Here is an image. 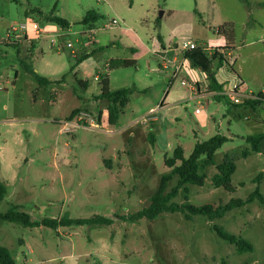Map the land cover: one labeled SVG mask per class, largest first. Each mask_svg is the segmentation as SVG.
Listing matches in <instances>:
<instances>
[{
  "label": "rangeland",
  "instance_id": "obj_1",
  "mask_svg": "<svg viewBox=\"0 0 264 264\" xmlns=\"http://www.w3.org/2000/svg\"><path fill=\"white\" fill-rule=\"evenodd\" d=\"M248 2L0 0L1 33L20 21L35 20L50 35H66L76 50L58 52L50 36L21 42L17 48L0 45V183L7 189L0 212L19 206L34 222L64 215L112 219L106 225L58 229L0 220V244L10 250L16 264H264V207L257 199L213 220L201 215L189 220L180 212L131 220L149 206L162 175L171 171L166 161L176 149L182 147L188 158L197 142L218 133L231 140L216 152V164L205 168V184L188 185L191 203L246 198L256 188L252 178L264 174V154L242 139L264 133V102L246 111L249 120L244 113L236 118L229 100L207 94L209 76L192 67L183 51L188 41L208 50L224 46L227 24H233L234 42L227 59L243 81L244 93H264V0ZM92 10L101 18L92 29L95 42L85 50L80 34L85 28L79 22ZM52 14L71 26L62 28L48 18ZM159 34L165 47L177 44L179 61L184 62L176 78L172 67H161L162 57L154 51L162 49ZM93 50L92 56L77 63L83 52ZM174 54L168 51L167 56ZM114 59L137 63L107 69ZM24 63L54 83L39 85ZM102 73L109 75L112 90H139L115 125L108 123V101L94 99L99 94L95 77ZM232 73L224 67L215 77L230 88L240 82ZM192 83H199L202 96L190 88ZM198 107L201 112H196ZM151 131L154 143L149 141ZM226 156L237 166L234 193L215 187L213 181L216 165ZM176 184L174 177L167 191ZM260 189L264 194V179ZM172 201L184 203L185 193ZM214 225L248 240L253 250L239 253Z\"/></svg>",
  "mask_w": 264,
  "mask_h": 264
},
{
  "label": "trees",
  "instance_id": "obj_2",
  "mask_svg": "<svg viewBox=\"0 0 264 264\" xmlns=\"http://www.w3.org/2000/svg\"><path fill=\"white\" fill-rule=\"evenodd\" d=\"M248 2V0H244ZM48 18L55 21L62 28L67 29L71 26V23L59 16L50 15ZM101 18V16L94 10L88 11L86 15L80 20V24L84 26L85 30L94 29L95 24ZM229 31H226V44L224 46L217 47L213 50H208L201 46L195 47L190 50L184 51V57L191 62V66L194 68H200L204 71L210 79V83L207 86V90L210 92H216L215 97L220 99L222 97L228 98L222 94L223 84L220 83L216 77V72L224 67H230L232 71L235 72L234 67L230 64L227 56L231 51L234 42L233 24H227ZM84 30V31H85ZM83 34V33H82ZM158 40L163 44V37L159 34ZM29 42V41H23ZM20 44V43H19ZM34 44V43H33ZM16 45L14 48H17ZM133 53L137 52L136 48H131ZM95 50L91 52H83L79 57H77V63L82 62L88 57L92 56ZM136 59H114L109 62L107 69L114 68L116 65H123L125 67L136 65ZM26 71L31 74L34 79L41 86H48L54 83L53 79L39 75L34 71V69L24 63ZM83 86H86L83 81H80ZM99 83V94L94 95V99L108 101V111L110 125H115L119 121L121 114L124 113L126 106L130 101V97L135 92L139 90L135 87H127L117 90H112L110 88L109 75L107 73L100 74L98 80ZM219 93V94H218ZM256 99L250 98L245 99L241 104H236L237 106H247L256 110L264 102V94L260 93ZM77 113V110L74 112ZM74 113L70 116V120L74 118ZM150 129L156 126L154 121L150 124ZM242 139L252 146L254 151H258L264 154V133L252 134L242 137ZM231 138L224 134L218 133L206 141H199L194 147L191 155L186 158L182 147H178L175 151L173 157L167 159L166 165L171 168V171L162 175L161 182L158 189L150 198V204L148 207L143 208L140 212L131 217L132 221H136L142 218H147L149 220L156 219L164 212H180L185 215L187 219H192L194 216L201 215L206 216L208 219L213 220L217 218H222L228 211L234 208L241 207L247 203L258 200L259 203L264 207V194L261 192L260 185L263 183L264 174L261 172L252 178L251 182L256 184V188L246 197V198H231L228 201L220 199L218 203H205L202 205H194L189 201L188 185H198L203 186L205 184L206 173L205 168L209 165H215V154L222 148V146L230 141ZM149 141L155 142V136L152 131L149 135ZM249 155V151L244 152V155ZM217 174L214 175L213 181L217 188H223L230 193H234L237 190V186L232 184V176L235 173L237 166L234 159L226 156L225 160L216 165ZM177 177V184L170 190L167 191L169 183ZM241 186L245 185V182L240 183ZM185 193V202L176 203L172 199L177 197L180 192ZM7 189L5 183H0V201L6 196ZM0 220L6 222H13L22 224L24 226L34 227V226H47L53 229H58L60 226H70V225H106L112 222V219L105 216L96 215L87 219H73L68 215H64L62 218H44L39 222H34L31 220V216L22 211L19 206H12L7 212H0ZM214 229L218 235L234 244L237 247L239 253H244L253 250V245L246 239L236 236L234 234L226 232L221 227L214 225ZM0 264H16L10 250L0 244Z\"/></svg>",
  "mask_w": 264,
  "mask_h": 264
},
{
  "label": "built area",
  "instance_id": "obj_3",
  "mask_svg": "<svg viewBox=\"0 0 264 264\" xmlns=\"http://www.w3.org/2000/svg\"><path fill=\"white\" fill-rule=\"evenodd\" d=\"M113 23L117 24V20L114 19ZM91 30H85L80 33L83 35L84 41H83V47L85 50L88 49V47L91 46L95 42V36L92 33ZM43 36H50L51 37V43L52 46L57 49L58 52L65 51L67 49H70L73 54H76V50L74 49V43L68 39H65L64 37L66 35L64 34H56V35H50L48 28L41 24L38 21L35 20H30V21H20L17 25L10 26L8 27L4 33L0 32V45H5V46H10V47H15L19 43L23 41H31V40H36L39 39ZM195 48L193 44L188 41L183 44V51L190 50ZM170 64L173 65L174 67V72H173V78L177 77L179 75V72L183 68V63L180 62L178 64H175L174 62L171 61H166L165 62V68H168ZM96 80H99L100 76L97 75ZM191 87L193 89H196V84H192ZM223 95H225L228 100L232 104H241L245 101V99H256L257 96H255L253 93H244L240 91L239 86L235 85L233 88L225 89L222 92ZM201 107H198L196 109V112H201ZM77 124H79L77 122Z\"/></svg>",
  "mask_w": 264,
  "mask_h": 264
},
{
  "label": "crops",
  "instance_id": "obj_4",
  "mask_svg": "<svg viewBox=\"0 0 264 264\" xmlns=\"http://www.w3.org/2000/svg\"><path fill=\"white\" fill-rule=\"evenodd\" d=\"M165 42V43H164ZM26 44H27V42H25ZM159 43H160V41H159ZM161 44V43H160ZM166 46V41H165V39L163 38V44H161V48L162 49H155L154 51H155V53H157L159 56H161L162 57V60H163V63H162V65H161V67L163 68V69H167V68H165V62L168 60V61H171V62H174L175 64H178V63H180V62H182L183 63V66H184V62H183V60H181V61H179L180 60V55H179V52H178V48H177V44H175V48H172L171 46H172V44H169L168 45V47H165ZM168 51L169 52H174L175 51V54H174V56H172L171 58H168V56H167V54H168ZM137 52H138V50H137ZM182 53V52H181ZM231 54V51L229 52V55ZM186 59V58H185ZM169 67H172L173 69H174V67H173V65L172 64H170V66ZM168 67V68H169ZM221 69H223V68H221ZM220 70V69H219ZM233 76H235V75H237L236 74V72H234L233 71ZM238 76V75H237ZM176 78V77H175ZM238 78H239V80H240V82L239 83H236V84H234V86L235 85H237V86H239V89H240V91L241 92H243L242 90H241V82H243L241 79H240V77L238 76ZM220 83H222L223 84V90H225V89H229V88H226V83H224L223 81H219ZM83 83H85L84 81H83ZM86 84V83H85ZM192 84H196V89H193L192 87H191V85ZM192 84H190L189 86H190V88L192 89V90H197L198 91V93H197V95L198 96H202V92H201V89H200V87H199V83H192ZM231 87H233V86H231ZM230 87V88H231ZM207 91V94H216V92H210V91H208V90H206ZM261 93H263V92H261ZM219 94V93H218ZM264 94V93H263ZM98 95V94H97ZM215 97V96H214ZM216 98V97H215ZM217 99V98H216ZM236 108H238V109H244V110H242V111H238V110H236ZM259 108V107H258ZM230 109H232V110H230V112L236 117V118H239V119H241L242 118V115L241 114H246V118L249 120L250 119V116L249 115H247V112L246 111H248V109H251V110H253L254 111V109H252L251 107H247V106H237V105H235V104H233V106H232V108H230ZM157 119V118H156Z\"/></svg>",
  "mask_w": 264,
  "mask_h": 264
}]
</instances>
